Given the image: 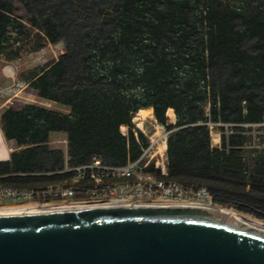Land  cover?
<instances>
[{
	"label": "trees",
	"instance_id": "obj_1",
	"mask_svg": "<svg viewBox=\"0 0 264 264\" xmlns=\"http://www.w3.org/2000/svg\"><path fill=\"white\" fill-rule=\"evenodd\" d=\"M59 43L64 54L19 80L68 113L26 105L1 114L5 139L17 150L0 162V176L12 175L0 186L60 181L29 176L62 169L53 133L67 136L72 166L139 157L147 138L139 133L140 145L120 130H134L133 117L153 109L172 130L170 178L206 186L220 205L264 223V152L245 148L248 135L213 148L206 125L264 118V0H0L1 60Z\"/></svg>",
	"mask_w": 264,
	"mask_h": 264
},
{
	"label": "water",
	"instance_id": "obj_2",
	"mask_svg": "<svg viewBox=\"0 0 264 264\" xmlns=\"http://www.w3.org/2000/svg\"><path fill=\"white\" fill-rule=\"evenodd\" d=\"M192 201L0 204V264H264V223Z\"/></svg>",
	"mask_w": 264,
	"mask_h": 264
},
{
	"label": "built area",
	"instance_id": "obj_3",
	"mask_svg": "<svg viewBox=\"0 0 264 264\" xmlns=\"http://www.w3.org/2000/svg\"><path fill=\"white\" fill-rule=\"evenodd\" d=\"M140 113L141 111L134 116L132 121L138 130H126L129 129L128 127H122L120 130L126 139H129L132 131L140 145L139 133L147 138V144L141 145L139 157L129 159L123 165H109L94 157L85 164L72 166L66 151L63 155V167L56 172L61 177L60 181L37 184L27 188L0 186V204L67 203L103 199L111 195L123 199L192 201L222 206L215 200L214 195L206 186L195 183L181 184L170 178L168 141L172 130H167L156 120V130H144L145 121L150 118L145 117L143 119ZM207 116L210 117L209 107L207 108ZM206 125L210 129L213 148L222 149L224 138L228 140L234 135H248L251 136L252 140L245 148L264 152V144L262 143L264 118L258 123L229 124L208 121ZM162 127L165 130H160ZM1 134L2 131L0 130ZM59 143L64 144L67 150V139L59 141ZM13 151V148L6 149L8 155ZM1 155L0 150V157ZM2 177L0 176V178ZM231 211L236 212L232 208Z\"/></svg>",
	"mask_w": 264,
	"mask_h": 264
},
{
	"label": "rangeland",
	"instance_id": "obj_4",
	"mask_svg": "<svg viewBox=\"0 0 264 264\" xmlns=\"http://www.w3.org/2000/svg\"><path fill=\"white\" fill-rule=\"evenodd\" d=\"M64 52H65L64 43H59V44H52L48 48L44 49L41 52L30 54V55L25 56V57L21 58L20 60H17L16 62H13V63L5 62V61L0 59V103L5 101V99H7L8 96H11V94L13 93V91L15 89L19 88V86L22 85V83H21L22 81L19 80V75L23 71H28V70L36 68L37 66H43L46 63L56 61L62 54H64ZM37 106H39V105H37ZM59 107H61V106H59ZM61 108L65 111V109L63 107H61ZM47 109H49V108H47ZM50 109H52V108H50ZM5 110H7V109H1L0 108V116ZM57 110L62 111L60 109H57ZM64 111H62V112H64ZM148 113H151V112H147L145 114V117L148 115ZM153 114H154V112H153ZM149 116H150V114H149ZM170 123H171V121H170ZM135 124L137 126V123H135ZM156 127H157V123L155 122L154 118L151 117L150 119L145 121L144 130H156ZM126 130H128V129H126ZM160 130H165V129L162 127V128H160ZM65 139H67V136L65 134L53 133L51 135V141H50L51 148L59 149L65 154L67 151L66 146L64 144L59 143V141H62ZM7 145L9 147H13V149L15 148V146L12 143L7 142ZM53 173L31 174L29 176H32V177L58 176L59 177V173H56V172H53ZM6 177H9V176L5 175L2 178H6ZM2 178H0V179H2ZM35 185H37V184H35ZM247 216L251 217L252 219H256L252 216H249V215H247Z\"/></svg>",
	"mask_w": 264,
	"mask_h": 264
},
{
	"label": "crops",
	"instance_id": "obj_5",
	"mask_svg": "<svg viewBox=\"0 0 264 264\" xmlns=\"http://www.w3.org/2000/svg\"><path fill=\"white\" fill-rule=\"evenodd\" d=\"M21 83H22V85H20L19 88L15 89L13 91V93L11 94V96H8L7 99H5V101L0 103L1 109H7V110L12 109L14 111H20L26 105H39L41 107H45V108H49V109L50 108H52L54 110L60 109V110L64 111L61 107H59L55 103L41 99L39 97L38 93L35 90H33L28 83H24V82H21ZM150 110H152L150 113V116L153 117L154 116L153 109H150ZM170 111L171 110L168 111L167 115H168L171 123H176V116H174V117L171 116L169 114ZM64 112L68 113L67 110H65ZM0 130H2L1 126H0ZM4 139H5V137H4ZM5 142H6V146H8L6 140H5ZM0 162L5 163L7 161H0Z\"/></svg>",
	"mask_w": 264,
	"mask_h": 264
},
{
	"label": "bare ground",
	"instance_id": "obj_6",
	"mask_svg": "<svg viewBox=\"0 0 264 264\" xmlns=\"http://www.w3.org/2000/svg\"><path fill=\"white\" fill-rule=\"evenodd\" d=\"M151 111H152V110H142L141 113H140V114H141V117L144 119L145 114H146L147 112H151ZM148 114H150V113H148ZM169 114H170L171 116H173V117L175 116V113H174L173 110H171V111L169 112ZM0 148L4 151V152H3V155L0 157V161H7V159H8V155H7L6 149L4 148V145H3L2 141H1V138H0ZM251 220L263 224V222H260V221L257 220V219H251Z\"/></svg>",
	"mask_w": 264,
	"mask_h": 264
}]
</instances>
